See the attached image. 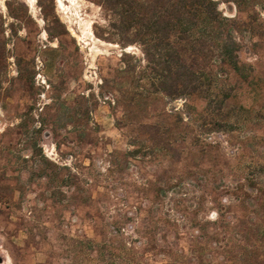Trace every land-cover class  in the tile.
Returning <instances> with one entry per match:
<instances>
[{
  "label": "rangeland",
  "instance_id": "374dc122",
  "mask_svg": "<svg viewBox=\"0 0 264 264\" xmlns=\"http://www.w3.org/2000/svg\"><path fill=\"white\" fill-rule=\"evenodd\" d=\"M214 1L239 71L172 36L162 91L101 0H0V264H264V0Z\"/></svg>",
  "mask_w": 264,
  "mask_h": 264
},
{
  "label": "trees",
  "instance_id": "16d2710c",
  "mask_svg": "<svg viewBox=\"0 0 264 264\" xmlns=\"http://www.w3.org/2000/svg\"><path fill=\"white\" fill-rule=\"evenodd\" d=\"M101 6L117 15L118 23L124 25L125 30L134 28L135 41L141 44L147 63L152 64L150 70L157 80L158 90L195 91L199 86L200 77L186 68L180 62L177 52L172 49V36L193 39L202 45L205 42H215L219 46L218 55L221 61L229 65L233 71H239L236 45L227 42L230 40L228 31L224 34V26L228 19L218 12L214 0H101ZM112 24L113 27L114 23ZM216 29L219 33H214ZM131 42L126 41L124 44ZM122 55L126 56L127 53L123 52ZM171 77L173 81L168 83ZM129 152L133 154L136 150ZM257 191L259 194L263 193L261 188ZM222 218L221 213L219 220L213 223L218 227H229L230 222H224ZM113 226L111 233L116 236L122 235L121 222ZM131 229L134 232L138 230L137 227ZM225 238L223 235L222 240H225V243L221 247H215L216 243H213L211 254L204 259L205 264L220 263L215 261L214 253L217 252L216 249L224 250L225 246H231L229 240ZM121 247L120 261L123 264H142L138 261V247L131 245L130 242H125ZM166 252L163 255L167 259L166 264H185L181 254L170 259V249L167 248Z\"/></svg>",
  "mask_w": 264,
  "mask_h": 264
},
{
  "label": "bare ground",
  "instance_id": "6f19581e",
  "mask_svg": "<svg viewBox=\"0 0 264 264\" xmlns=\"http://www.w3.org/2000/svg\"><path fill=\"white\" fill-rule=\"evenodd\" d=\"M58 1H61V0H58ZM64 1H69L70 3H73V0H64ZM28 3L31 4V0H28Z\"/></svg>",
  "mask_w": 264,
  "mask_h": 264
}]
</instances>
